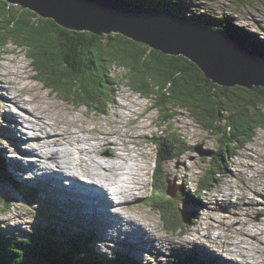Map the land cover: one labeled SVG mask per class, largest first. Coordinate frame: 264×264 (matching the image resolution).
<instances>
[{
  "label": "rangeland",
  "instance_id": "rangeland-1",
  "mask_svg": "<svg viewBox=\"0 0 264 264\" xmlns=\"http://www.w3.org/2000/svg\"><path fill=\"white\" fill-rule=\"evenodd\" d=\"M152 2H163L162 9H159L157 4L153 8L164 12L177 13L171 10L172 6L177 5L188 14L194 11L215 17L227 15L237 24L264 38V0ZM9 5L14 6L15 12H21L17 8L19 5ZM10 6L5 5V8ZM1 17L0 35L10 34L5 28L6 19ZM15 22L16 20H11L10 25ZM26 53V48L16 46L13 40H8L4 46H0V164L4 166L5 171L3 173L0 168V232L10 236H27L33 238L40 246L50 247L46 245V240L37 241L48 239L39 237L40 232L48 230L51 237L54 235L51 228H56L58 235L66 242L73 234L72 229L82 225L90 228L91 231L81 232L85 235L90 232L96 253L105 255L116 250L120 254H130L145 263L168 262L172 257H176L175 255L194 253L213 264H264V129L256 128L251 141L230 153L227 161H221L215 151L220 148L223 150L222 141L225 140L201 125L185 108H177V115L170 123H164L163 116L159 115L153 102L132 90L124 78L117 79V84L112 85L114 94L106 113H99L87 105H75L34 78L35 71ZM111 71L119 75L122 69L111 67ZM14 96L30 100L29 104L15 101ZM40 103L46 109V112H41V115L46 117L43 120L30 111V106L36 107ZM27 113L34 118H27ZM20 114L23 117V120L20 118L21 124L17 117ZM38 126L42 132H50L52 127L61 131H73V135H77L79 140L73 137L65 140L70 151L64 155V144L52 145L54 149L61 151V155L58 162H51L41 154L52 147L45 144L44 140L50 136L36 134ZM82 126H87L85 132L78 129ZM107 131V137H114L120 142L123 150L128 147L127 139L136 144L139 162L135 160L132 165L136 171L138 163L142 164L139 172L143 183L141 188L134 191L135 199L131 200L132 202L119 201L117 194L108 193L109 199L114 201V204L108 207L111 208V213H115L114 205H131L118 211L122 218H117V223L107 228L106 235L97 230V221L92 215V209L87 205L78 204L73 195L81 199V202H86L88 195H93L91 190L100 187L97 177L85 173L90 169L96 171V163L102 165L101 173L109 174L104 170L107 166L104 161L113 159L114 162L115 158L111 156V150L105 148L107 143L104 145L103 142L100 144L97 141L100 135ZM163 131L170 139L177 135L183 136L185 139L182 141L191 146L181 151L179 156L163 161L161 170L158 171L161 178L157 181L158 187L164 192L161 197L162 204H168V200L164 199L172 198L174 207L179 212L177 221L168 226L160 216V208L164 207L159 208L157 203L151 201V198L156 196L151 195V184L158 154L157 145L153 140L160 138L161 134H164ZM82 140L87 150L84 153L78 150ZM117 141L115 143L118 144ZM38 143L42 146H38ZM134 143H129L132 150ZM81 149L85 150L82 147ZM198 149L205 151V154L201 155ZM29 150H36V153L33 154ZM60 158L69 162L63 160L64 167H60ZM8 164L10 169L14 168L13 172L6 166ZM18 164L22 167L21 170ZM130 165L131 161L127 160L128 170H131ZM122 168L112 177L118 178ZM212 168L218 173V179L215 177L213 181L214 186L210 190L205 189L203 193H195L192 199L186 196L193 202L188 204L185 201V205L176 193L179 190L185 194L189 193L188 190L193 192L201 176ZM216 169L224 173H219ZM69 170L73 176L66 174ZM89 177L93 178V181L89 182ZM136 177L139 178V174ZM40 179H49L56 191L50 193L42 189ZM120 183L116 184V189L124 187L122 181ZM174 189L175 193L172 192ZM168 190L170 194L167 193ZM158 196L159 194L157 199ZM93 198H97V195ZM105 208L102 207L101 210ZM172 216L175 218L174 214ZM254 219L257 224L251 222ZM143 223L147 224L146 229ZM147 237L149 240L144 243L143 239Z\"/></svg>",
  "mask_w": 264,
  "mask_h": 264
},
{
  "label": "trees",
  "instance_id": "trees-1",
  "mask_svg": "<svg viewBox=\"0 0 264 264\" xmlns=\"http://www.w3.org/2000/svg\"><path fill=\"white\" fill-rule=\"evenodd\" d=\"M131 1L150 7L157 4L153 0ZM9 4L0 0V17L6 19L5 28L10 33L0 35V46L13 40L16 46L26 48V55L31 59L35 71L34 78L75 105H87L99 113H106L114 94L112 85L117 84V79L124 78L132 90L153 102L164 123H170L177 115V108H185L201 125L223 138V150L215 151L221 161H227L230 153L251 141L256 128L264 129V87L219 86L205 78L197 64L182 55L165 54L119 33L98 35L65 28L21 6L17 7L18 11L21 10L17 13L13 10L14 6ZM5 5L10 7L6 9ZM157 5L159 9L164 7L163 2ZM171 10L193 22L233 32L244 39L250 48L264 51V38L227 15L215 17L194 11L188 14L177 5L172 6ZM11 20H16L14 25H10ZM111 67L121 68L122 71L117 75L112 73ZM183 139L181 135L170 139L164 132L160 138L153 140L158 154L153 169L151 195L159 196L158 199L156 196L151 198V201L157 203L159 208L164 207L160 208V216L166 226L177 221L179 212L172 198L164 199L168 200V204H162L164 192L158 187L157 181L161 179L158 171L163 161L179 156L181 151L191 147ZM1 161L4 162L2 156ZM0 168L4 173L1 164ZM217 171L224 173L220 169ZM217 175L213 168L204 173L193 192L188 190L191 196L203 193L205 189L210 190ZM176 195L181 197L183 192ZM51 229L54 232L51 237L58 236L56 228ZM49 235L48 230L40 232L39 237H48L53 241V245L46 241L50 247H43L33 238L0 232V264H213L194 253L177 255L168 262L143 263L134 256L118 252L114 257H108L96 253L90 232L87 235L74 232L64 242L65 247L57 238ZM42 240L46 239H37ZM68 252L69 255H66Z\"/></svg>",
  "mask_w": 264,
  "mask_h": 264
},
{
  "label": "water",
  "instance_id": "water-1",
  "mask_svg": "<svg viewBox=\"0 0 264 264\" xmlns=\"http://www.w3.org/2000/svg\"><path fill=\"white\" fill-rule=\"evenodd\" d=\"M5 1L28 8L65 28L98 35L119 33L165 54L182 55L219 86L264 87V51H251L237 34L195 23L175 12L131 0ZM197 151L205 154L202 149ZM167 193L170 194L169 190Z\"/></svg>",
  "mask_w": 264,
  "mask_h": 264
},
{
  "label": "bare ground",
  "instance_id": "bare-ground-1",
  "mask_svg": "<svg viewBox=\"0 0 264 264\" xmlns=\"http://www.w3.org/2000/svg\"><path fill=\"white\" fill-rule=\"evenodd\" d=\"M249 46V45H248ZM249 49L251 50V51H253V49L252 48H250L249 47ZM17 95V94H16ZM7 97L8 98H10L8 95H7ZM30 99V98H29ZM2 100V99H1ZM14 100L15 101H17V102H20V103H22V104H24V105H26V104H29L28 103V101H30V100H25V99H20V98H17L16 96H14ZM32 100V99H31ZM25 109V108H24ZM30 111L32 112V113H35L38 117H40V119H45L46 117L45 116H42L41 115V112L42 111H45L46 112V109L44 108V106L40 103V104H38L36 107H34V106H30ZM28 114V113H27ZM8 115V114H7ZM29 115V114H28ZM30 116H32V115H29V116H27V118H29L30 120H32L31 118H30ZM17 117H18V119H19V123L21 124V122H22V120H23V117H22V114H20V116L19 115H17ZM22 117V120L20 119ZM33 117V116H32ZM34 118V117H33ZM64 122H66V121H64ZM53 123V122H52ZM51 125V124H50ZM32 126V125H31ZM35 126V125H34ZM77 126H79V125H77ZM17 127V126H16ZM33 127V126H32ZM35 128V127H34ZM33 128V129H34ZM9 129V128H8ZM37 131H36V134H38V133H40L41 135H45V137H48V136H50L49 138H44V140H45V144H48L49 146H54L55 144H64V149H62V155H64L65 153H67V151H70L69 149H68V147L66 146V142H65V140H68L69 138H71V137H73L75 140H79V138L77 137V135H73V131H64V130H60V129H55V128H53L52 127V130L50 131V132H42L41 131V128H40V126H38L37 127ZM47 129V128H46ZM78 129H79V131H86L87 130V126H82V127H78ZM1 130V129H0ZM35 130V129H34ZM46 131V130H45ZM14 133V132H13ZM54 133V134H53ZM104 133V135H100V138H98V143H100L101 144V142H103L104 143V145L107 143V145H108V147H107V145H105V148H107L108 150H111L110 151V154H111V156H113L115 159H114V162H116V163H114V162H112L113 161V159H112V161L111 160H106V161H104V162H106L105 164L107 165L105 168H104V170L105 171H108V173L109 174H106V173H101L100 172V168L101 169H103L102 168V165L101 164H99V163H96L97 164V169H96V171H92L91 169L90 170H87L85 173L87 174V175H93V176H95V177H97V179H98V182L100 183V187H96V189L95 190H91V192H92V196H90V195H88V198H87V200H86V202H81V199H79V198H77L75 195H73L74 196V200L79 204H82V205H87L88 207H90L91 209H92V215L95 217V219H96V221H97V230L98 231H100L101 233H104V234H108L107 233V228L108 227H110L111 226V224H114V223H117V222H115V221H117V218H122L119 214H118V211L119 210H123V208L124 209H127V208H129L130 207V205L131 204H125V205H122V206H117V205H114V207H115V213H111V208H108L109 206H110V204H114V201H112L111 199H109V195H108V193H110V194H117L118 195V200L119 201H126V200H128L129 202H132L131 200H134L135 199V190L137 189V188H141V185H142V183H143V177H142V175L140 174V172H139V168H141V163H138V166H137V168H136V171L134 170V168H133V165H132V163H134V161L135 160H138V162H139V159L137 158V155H139L138 154V151H137V148H136V144L134 143V142H131L130 141V139H127V142H128V147H127V149H125V150H123V148H122V146L121 145H119V143L120 142H118L114 137H112L111 139L110 138H108L107 137V134H109V132L107 131V132H103ZM51 134H53V135H51ZM85 136V135H84ZM138 136V135H137ZM141 136V135H140ZM34 138H36L35 136H34ZM134 138H136V137H134ZM72 140V139H71ZM117 141L118 142V144L117 143H115V141ZM92 141H94V140H92ZM96 141V142H97ZM83 140H82V143L81 144H77L78 146H79V148H78V150L80 151V152H87V150L85 149V147H84V145H83ZM91 142V141H90ZM88 143V142H87ZM95 143V142H94ZM97 143V144H98ZM129 143H131V144H135V145H133L132 146V148H133V150L130 148L131 147V144H129ZM96 144V143H95ZM38 146H42L40 143H38ZM53 146L49 149L48 147V151L47 152H43V153H41L42 154V156L43 157H47V158H49V160L51 161V162H58L59 161V157H60V155H61V151H59L58 149H54L53 148ZM86 146V145H85ZM23 147V146H22ZM81 147L82 148H84L85 150H82L81 149ZM96 147V146H95ZM38 149V148H37ZM36 149V150H37ZM92 149H94V147H92ZM104 149V148H103ZM36 150H29L31 153H36ZM44 150H47V149H44ZM102 151V150H101ZM125 151H127V152H125ZM130 151H132L131 153H130ZM129 153V154H128ZM36 155V154H35ZM68 155V154H67ZM88 155V154H87ZM143 155V154H142ZM70 158V157H69ZM112 158V157H111ZM135 158V159H134ZM37 159V158H36ZM63 160H64V158H63ZM63 160L60 158V167H64V164H63ZM127 160H130L131 161V165H130V168H131V170H128V167L126 166V161ZM35 161V160H34ZM66 161H68V160H64V162H66ZM69 162V161H68ZM24 163V162H23ZM44 163V161L43 162H41V164H43ZM87 163V162H86ZM104 164V165H105ZM52 165V164H51ZM65 165H67V163H65ZM71 165V164H70ZM72 165H73V163H72ZM6 166H8V168L10 167L9 166V164L8 165H6ZM18 166H19V164H18ZM43 166V165H42ZM68 166V165H67ZM79 166V165H78ZM4 167V166H3ZM2 167V168H3ZM20 167V166H19ZM39 167V166H38ZM121 167H123L122 168V170L120 171L121 172V175L118 177V178H113L112 177V175H114L115 173H116V171L118 170V169H120ZM82 168V167H81ZM13 167H12V169H10L9 168V170L10 171H12L13 172ZM22 169V167H20L19 168V170H21ZM55 169V168H54ZM56 170V169H55ZM73 170V169H72ZM83 170V169H82ZM124 170H127L126 172L124 171ZM5 172V171H4ZM70 172V173H69ZM69 172H67L66 174H68V175H71V176H73L72 174L73 173H71V171L69 170ZM136 172V173H135ZM135 173V174H134ZM8 174H10V172L8 173ZM55 174V173H54ZM137 174H139V178H137L136 176H137ZM31 175V174H30ZM75 176H76V174H75ZM115 177V176H114ZM117 177V176H116ZM89 179H90V181L89 182H91V181H93V178H91V177H89ZM120 181H122V183H123V188H121V189H116L115 187H116V184L117 183H120ZM40 182H41V185H42V189H44V190H46L47 192H50V193H53V192H55L56 190V187L52 184V182L49 180V179H40ZM103 182H105V183H107V184H103V185H101V183H103ZM34 183V182H33ZM90 184V183H89ZM121 184V183H120ZM38 186V185H37ZM121 186V185H120ZM119 186V187H120ZM84 187H86V186H84ZM86 188H92L91 186H87ZM134 189V190H133ZM133 190V192H129V191H132ZM81 191V190H80ZM90 191V190H89ZM100 191H101V193H100ZM135 191V192H134ZM181 190H179L178 192H180ZM64 192V191H63ZM57 193V192H56ZM95 195H97V198H93ZM52 196V195H51ZM89 196L91 197V198H89ZM186 196H188V198L190 197L191 199L193 198L188 192L185 194V193H183V195L181 196V198H182V200H183V203L185 204V205H187L186 203H185V201H187V203L189 204L190 203V201H192L193 202V200H189V199H187L186 198ZM48 197L50 198V199H52L49 195H48ZM53 197V196H52ZM179 197H180V195H179ZM264 197V196H263ZM183 198H185V199H183ZM226 198V197H225ZM248 198V197H247ZM246 198V199H247ZM227 199V198H226ZM225 199V200H226ZM58 200V199H57ZM225 204V203H224ZM71 205V204H70ZM73 205V204H72ZM74 207V206H73ZM102 207H106L104 210H101V208ZM133 207V206H132ZM79 209V208H78ZM134 209V208H133ZM135 210V209H134ZM134 210L132 211V212H134ZM258 211V210H257ZM244 212V211H243ZM242 213V212H241ZM253 213V212H252ZM74 214V213H73ZM76 214V213H75ZM74 214V215H75ZM133 214V213H132ZM135 214V213H134ZM259 214H262L261 212H259ZM137 215V214H136ZM86 218V217H85ZM133 218H135L134 217V215H133ZM140 219V218H139ZM252 219V218H251ZM255 221V219L254 220H252L251 222L252 223H255L254 222ZM95 223V222H94ZM146 223V222H145ZM144 224V223H143ZM150 224V223H149ZM255 224H257V223H255ZM147 225V224H146ZM146 225L144 224L143 226H144V229H146ZM153 225H154V223H153ZM148 227V226H147ZM151 227V226H150ZM64 228V227H63ZM75 229L73 230L72 229V231H73V233L74 232H78V233H80L81 231H84V230H88V231H91L90 230V228H86V227H84V226H80V225H78V226H76V227H74ZM116 228V227H115ZM111 231V230H110ZM66 232H67V228H66ZM82 233V232H81ZM156 233H158L157 231H156ZM147 234H149L148 232H147ZM7 235V234H6ZM87 235V234H86ZM161 235V234H160ZM127 236V235H126ZM157 236V235H156ZM162 236V235H161ZM121 237V236H120ZM51 238H57L59 241H60V243L61 244H63V246L65 247V244H64V241L62 240V238L58 235V236H55V237H51ZM114 238V237H113ZM128 238V237H127ZM157 238H158V236H157ZM162 238V237H161ZM147 240H149V237H147V238H145V239H143V242L144 243H146L147 242ZM46 241H48L49 243H51L52 244V240L50 239V238H48V240L46 239ZM67 241H68V239H67ZM155 242V241H154ZM53 245V244H52ZM156 245V244H155ZM187 247V246H186ZM64 252H66V250H63ZM117 251L116 250H113L112 251V254H106V256H108V257H114V255H115V253H116ZM69 253V252H68ZM127 255H130V254H127ZM232 255V254H231ZM175 256H177V255H175ZM233 256V255H232ZM241 260V259H240ZM237 261H239V260H237ZM216 264V263H215ZM240 264V263H239Z\"/></svg>",
  "mask_w": 264,
  "mask_h": 264
}]
</instances>
